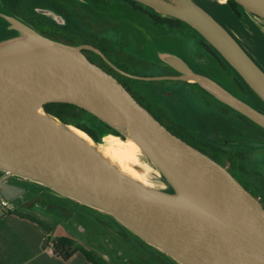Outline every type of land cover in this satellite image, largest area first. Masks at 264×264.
Listing matches in <instances>:
<instances>
[{
	"label": "water",
	"instance_id": "1",
	"mask_svg": "<svg viewBox=\"0 0 264 264\" xmlns=\"http://www.w3.org/2000/svg\"><path fill=\"white\" fill-rule=\"evenodd\" d=\"M139 1L159 5L164 10L160 12L197 29L264 99V72L193 0H175L180 7L166 0ZM239 1L264 16V0ZM7 19L30 43L0 49V170L6 173L0 189L5 197L11 199L21 189L7 181L19 176L111 214L181 264H264V209L256 197L225 167L172 133L83 50L94 51L131 78L210 86L222 102L264 128L262 112L181 59L175 65L179 75H134L115 66L94 45L66 44L17 18ZM50 102L71 103L110 124L128 126L139 149L165 173L177 193L143 188L116 172L80 141L36 114L42 110L52 117L44 109Z\"/></svg>",
	"mask_w": 264,
	"mask_h": 264
},
{
	"label": "rangeland",
	"instance_id": "2",
	"mask_svg": "<svg viewBox=\"0 0 264 264\" xmlns=\"http://www.w3.org/2000/svg\"><path fill=\"white\" fill-rule=\"evenodd\" d=\"M154 1L158 3L159 0ZM65 3L75 10V14L80 13L84 20L81 16L77 17L71 12L57 11L56 8L50 7L46 0H36L31 11L33 15L51 21L54 25L56 23L65 24L66 21L71 22V25H76V23L84 25L83 21L86 22L88 18L94 19L93 28L98 32L95 34L107 37L118 51L133 52L144 60V67L134 68V71L139 74L148 76L160 74L161 68H156L158 59H153L150 55L151 43L152 45L160 43L162 46L170 41L178 43L193 61L210 67L207 53L201 54V57L196 55L197 37L194 31L188 27L176 32L175 37H168L163 32L155 31L144 23L143 19L135 12L123 9L121 5L113 4L111 0L108 3L110 5L103 10L97 9L96 6H88L87 2L83 0H65ZM143 3L155 7L159 11H164L159 5L152 6L146 2ZM172 6L180 7L178 3ZM4 17L6 16L4 15ZM82 34H86V32L78 29V33L73 35V40L78 41L80 45L85 38ZM28 43L30 40L21 35L0 43V49ZM167 57L169 56L162 55L161 60L167 59ZM153 61L156 62L152 63ZM179 63L178 61L177 65H180ZM173 68L180 72L176 66ZM215 73L219 79L223 80L220 73ZM151 81L145 83L143 87L152 90L171 113L170 118L163 117L166 124L176 127L177 122H186L195 137L199 139L217 144L223 149L244 148L247 151L246 172L243 174L252 187L258 191L257 194L264 198V131L242 120L236 111L225 106V103L209 88H205L197 82L172 79ZM133 85L135 90L142 88V86ZM79 113L80 123L97 132L99 141L96 142L105 145L118 139L111 134V129L106 127L105 123L122 132L128 140L130 139V136L109 122L99 117L95 118L87 111L80 110ZM136 163L135 154L133 165L136 166ZM228 165L229 162H227L226 169L229 167ZM138 170L141 176L139 181L147 186L142 169L138 168ZM0 175L1 178L6 174L0 170ZM32 183L34 184L28 185V191L22 196V201L17 207L41 216L43 219L49 220L50 223L62 222L72 230L78 240L96 254L104 257L108 264H141L139 261L142 258L154 262H149V264H181L162 248L129 233L127 230L129 228L111 214L69 197L47 185L39 182Z\"/></svg>",
	"mask_w": 264,
	"mask_h": 264
},
{
	"label": "trees",
	"instance_id": "3",
	"mask_svg": "<svg viewBox=\"0 0 264 264\" xmlns=\"http://www.w3.org/2000/svg\"><path fill=\"white\" fill-rule=\"evenodd\" d=\"M36 0H0V43L17 38L22 35L18 30L11 27V22L6 18H17L27 25L31 26L41 34L48 36L52 39L59 40L63 43H71L72 45H80L78 41L73 40L74 34L78 29L86 32L84 40L81 44H91L101 49L104 54L111 60V62L128 73L140 76H148L139 74L134 71V66L143 65L145 62L143 59H139L137 56L131 55L127 51L119 50L112 44L104 35L95 34L93 25L95 20L88 18L87 21L76 23L71 25V22L52 23L45 20L42 17L33 15L31 8ZM50 7L56 8L59 12H71L74 11L65 0H46ZM87 2L88 6H96L97 9H104L107 7L109 0H83ZM116 4L121 5L123 9L133 11L143 19L144 23L151 26L155 31L163 32L168 37H175L176 32L184 30L185 27L194 31L197 37V56L201 57V54L207 53L209 57V68L201 65L192 59H190L178 43L170 41L164 45L166 52L176 55L183 60L194 72L206 75L228 91L250 104L252 107L264 114V99L253 89V87L243 78V76L237 71V69L214 47V45L205 38L197 29L192 27L189 23L167 13H163L155 9L154 7L145 5L139 0H111ZM169 3H175V0H166ZM204 11H206L214 20H216L241 46V48L251 57V59L259 66L264 72V16L258 12L250 9L239 0H193ZM4 15L6 17H4ZM84 17L78 13L75 14ZM70 24V26H68ZM59 26V27H58ZM75 31V32H73ZM101 33V31H99ZM70 44V45H71ZM83 53L95 64L102 67L107 72L115 76L124 87L145 106L161 123H163L172 133L176 134L180 138L184 139L192 146L201 150L216 162L226 167L229 162L227 170L254 196H259L258 191L252 187L248 182L244 174L246 172V160L247 151L244 148L237 149H223L222 147L195 137L190 127L186 122H177L176 127L166 124L163 121V117H169L171 113L164 107V103H161L156 94L149 89L144 88V84L150 81L143 79H135L123 75L113 66L107 63L99 54L92 50L85 49ZM156 61H153L154 63ZM161 68L160 74L152 76L162 75H177L180 72L176 71L169 63L158 59L156 68ZM157 68V69H159ZM218 72L222 75L223 80L216 76ZM153 82V81H151ZM142 83V84H141ZM135 84L141 89L135 90L133 87ZM197 84V83H195ZM203 90V89H202ZM208 94V93H207ZM229 109L236 111L242 120L247 121L253 126L264 131V128L253 122L247 116L243 115L239 111L233 109L227 104H224ZM45 111L50 113L52 117L61 123H66L71 126L78 127L86 132L94 141H99L97 132L93 131L83 123H80L79 111H87L77 105L64 102H50L44 106ZM91 116L97 118L94 114L87 111ZM106 127L111 129V134L116 136L120 141L128 140L122 132L110 127L106 124ZM250 135V134H249ZM108 145V144H105ZM137 163L136 166L142 169L145 184L148 187L160 190L168 194H176V188L165 175V173L141 150L136 153ZM4 172V171H3ZM1 176V175H0ZM14 211V210H11ZM18 212V211H16ZM22 216L30 217L36 220L35 217L28 213L18 212ZM37 221L45 228V223L37 219ZM129 233L137 238H140L137 234L127 229ZM141 239V238H140ZM55 245L54 252L62 255L64 258H68L75 250H81L86 257L94 264H108L104 257L96 254L92 250L83 249L73 239L68 237H58L53 240Z\"/></svg>",
	"mask_w": 264,
	"mask_h": 264
},
{
	"label": "crops",
	"instance_id": "4",
	"mask_svg": "<svg viewBox=\"0 0 264 264\" xmlns=\"http://www.w3.org/2000/svg\"><path fill=\"white\" fill-rule=\"evenodd\" d=\"M130 54L137 56L133 52ZM150 55L153 59H162V55L165 57L168 55L169 57L163 61L170 63L172 66L177 65L178 62V57L166 52L164 45L161 46L160 43L153 45L151 43ZM144 64L136 65L134 68L140 69L138 66L144 67ZM7 181L21 189H17L10 199L14 211L4 212L0 209V264H94L81 250H75L68 258L48 251L47 246L49 243L58 237H68L83 249H91L78 240L72 230L62 222L54 221L50 223L49 220L43 219L41 216L17 207L22 201V196L28 191V187L34 184L32 183L34 181L14 175L8 177ZM0 194L3 195L1 189ZM16 211L28 213L36 220L22 216ZM37 219L45 223V228L40 225ZM139 262L141 264L154 263L145 258L140 259Z\"/></svg>",
	"mask_w": 264,
	"mask_h": 264
},
{
	"label": "bare ground",
	"instance_id": "5",
	"mask_svg": "<svg viewBox=\"0 0 264 264\" xmlns=\"http://www.w3.org/2000/svg\"><path fill=\"white\" fill-rule=\"evenodd\" d=\"M201 83L205 84L204 82ZM208 87L211 88L210 86ZM36 114L42 117L43 119L58 126L65 133L80 141L88 150H90L92 153L101 158L116 172L129 177V179L132 180L135 184L141 187L144 186L139 181L141 180V176L138 168L133 165L135 154L136 151L139 149V145L134 141L133 135L128 126L117 122H111V124L115 128L125 132L128 136H130V139L126 141H120L117 139L113 143L103 145L92 140L88 134H86L78 127L58 123L50 115L44 113L42 110H37Z\"/></svg>",
	"mask_w": 264,
	"mask_h": 264
},
{
	"label": "built area",
	"instance_id": "6",
	"mask_svg": "<svg viewBox=\"0 0 264 264\" xmlns=\"http://www.w3.org/2000/svg\"><path fill=\"white\" fill-rule=\"evenodd\" d=\"M17 177H19V176H17ZM255 197L260 202L261 206L264 209V198L261 195L255 196ZM0 209H2V211H4V212H9L13 209V205H12L11 200L9 198L1 195V194H0ZM47 248H48V251H50L51 253H54V250H55L54 242H50L49 245L47 246Z\"/></svg>",
	"mask_w": 264,
	"mask_h": 264
},
{
	"label": "flooded vegetation",
	"instance_id": "7",
	"mask_svg": "<svg viewBox=\"0 0 264 264\" xmlns=\"http://www.w3.org/2000/svg\"><path fill=\"white\" fill-rule=\"evenodd\" d=\"M10 177V176H9Z\"/></svg>",
	"mask_w": 264,
	"mask_h": 264
}]
</instances>
